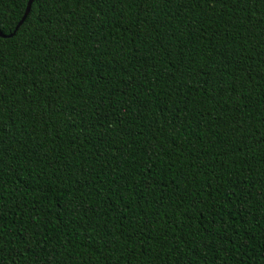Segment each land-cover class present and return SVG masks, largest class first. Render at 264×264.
<instances>
[{
	"label": "trees",
	"instance_id": "16d2710c",
	"mask_svg": "<svg viewBox=\"0 0 264 264\" xmlns=\"http://www.w3.org/2000/svg\"><path fill=\"white\" fill-rule=\"evenodd\" d=\"M0 0V264H264V0Z\"/></svg>",
	"mask_w": 264,
	"mask_h": 264
},
{
	"label": "water",
	"instance_id": "95a60500",
	"mask_svg": "<svg viewBox=\"0 0 264 264\" xmlns=\"http://www.w3.org/2000/svg\"><path fill=\"white\" fill-rule=\"evenodd\" d=\"M32 1H33V0H28V1H27V4H26L25 10H24V13H23L21 19L19 20V22L17 23V25H16V27H15L14 30L17 29V27L23 22V20H24L25 17L27 16V14H28V12H29V10H30V7H31V4H32ZM12 34H13V32H12V33H9V34H4V33H2V32L0 31V36H2V37L10 36V35H12Z\"/></svg>",
	"mask_w": 264,
	"mask_h": 264
}]
</instances>
